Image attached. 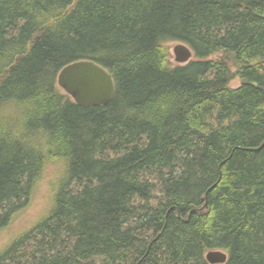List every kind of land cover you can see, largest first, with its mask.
Masks as SVG:
<instances>
[{"label": "trees", "instance_id": "trees-1", "mask_svg": "<svg viewBox=\"0 0 264 264\" xmlns=\"http://www.w3.org/2000/svg\"><path fill=\"white\" fill-rule=\"evenodd\" d=\"M82 61L108 106L59 88ZM58 164L0 264H264V0H0V235Z\"/></svg>", "mask_w": 264, "mask_h": 264}, {"label": "water", "instance_id": "water-1", "mask_svg": "<svg viewBox=\"0 0 264 264\" xmlns=\"http://www.w3.org/2000/svg\"><path fill=\"white\" fill-rule=\"evenodd\" d=\"M177 61L185 63L192 52L185 44L175 47ZM59 84L76 102L82 106H101L109 104L115 95L113 76L104 67L94 62H77L66 67L59 75ZM207 259L212 264L225 263L227 255L212 251Z\"/></svg>", "mask_w": 264, "mask_h": 264}, {"label": "rangeland", "instance_id": "rangeland-1", "mask_svg": "<svg viewBox=\"0 0 264 264\" xmlns=\"http://www.w3.org/2000/svg\"><path fill=\"white\" fill-rule=\"evenodd\" d=\"M179 45L178 43L170 44V49ZM176 63L173 60V65ZM234 87H238L239 83L235 82ZM64 172L62 171V165L58 164L51 166L47 172L46 178L42 183V186L38 189L32 206L19 216L16 222L10 227L8 231L0 235V253L4 251L10 242L19 234L28 230L42 215L47 213L53 204L52 187L59 184L63 179Z\"/></svg>", "mask_w": 264, "mask_h": 264}, {"label": "bare ground", "instance_id": "bare-ground-1", "mask_svg": "<svg viewBox=\"0 0 264 264\" xmlns=\"http://www.w3.org/2000/svg\"><path fill=\"white\" fill-rule=\"evenodd\" d=\"M178 44H181V43H178ZM178 46V45H177ZM187 46V45H186ZM188 47V46H187ZM175 49V48H174ZM190 49V48H189ZM191 50V49H190ZM191 52H192V57H191V59L189 60V61H187V62H185V63H180V62H178L177 61V58H176V55H175V53H174V50L172 51V54H173V56H174V61H175V63L176 64H179V65H185V64H187V63H189L192 59H193V57H194V53H193V51L191 50ZM83 62H89V61H83ZM77 63V62H76ZM95 63V62H94ZM71 65V64H70ZM70 65H68V66H70ZM68 66H66V67H68ZM65 67V68H66ZM65 68H63L62 70H61V72L65 69ZM106 69V68H105ZM107 70V69H106ZM60 72V73H61ZM109 72V71H108ZM60 73H59V75H60ZM110 73V72H109ZM111 74V73H110ZM59 75H58V78H57V82H58V86H59V88L61 89V90H63L68 96H70L73 100H74V102L77 104V105H79V106H81V107H86V106H82V105H80V104H78L77 102H76V100H75V98L71 95V94H69L63 87H61L60 86V84H59ZM114 80V79H113ZM115 83V82H114ZM115 93H116V86H115ZM114 97H115V95H114ZM114 99V98H113ZM112 102V101H111ZM110 102V103H111ZM109 103V104H110ZM109 104H107V105H101V106H88V107H104V106H108ZM212 251H210V252H208L207 254H206V261L209 263V264H212L208 259H207V256L211 253ZM219 252H222V253H224V254H226L225 252H223V251H219ZM227 255V254H226ZM227 260H228V256H227ZM227 260H226V262H227ZM225 262V263H226ZM225 263H217V264H225Z\"/></svg>", "mask_w": 264, "mask_h": 264}]
</instances>
